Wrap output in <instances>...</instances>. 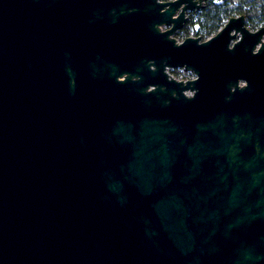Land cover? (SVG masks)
Listing matches in <instances>:
<instances>
[{
    "label": "water",
    "instance_id": "obj_1",
    "mask_svg": "<svg viewBox=\"0 0 264 264\" xmlns=\"http://www.w3.org/2000/svg\"><path fill=\"white\" fill-rule=\"evenodd\" d=\"M165 5L0 0V264H264V57Z\"/></svg>",
    "mask_w": 264,
    "mask_h": 264
},
{
    "label": "flooded vegetation",
    "instance_id": "obj_2",
    "mask_svg": "<svg viewBox=\"0 0 264 264\" xmlns=\"http://www.w3.org/2000/svg\"><path fill=\"white\" fill-rule=\"evenodd\" d=\"M166 4L163 9L174 8L170 22L159 25L162 32L172 31L169 35L177 44L191 43L202 52L205 43L213 48L218 40L229 39L230 49L244 41L243 50L238 54L246 57L250 66L256 65L264 57V0H158ZM181 18V19H180ZM231 31L225 32L226 26ZM223 33L222 35H220ZM205 44V45H204ZM213 50V49H212ZM154 61V60H153ZM152 68L155 65L152 64ZM171 78L179 81H198L196 92L204 88L202 67L196 70L187 68V64H174L166 67ZM264 87V77L245 76L238 81L241 87L252 82ZM234 88V87H233ZM194 91V92H195ZM188 95L193 93L187 92Z\"/></svg>",
    "mask_w": 264,
    "mask_h": 264
},
{
    "label": "trees",
    "instance_id": "obj_3",
    "mask_svg": "<svg viewBox=\"0 0 264 264\" xmlns=\"http://www.w3.org/2000/svg\"><path fill=\"white\" fill-rule=\"evenodd\" d=\"M256 2H261V0H256Z\"/></svg>",
    "mask_w": 264,
    "mask_h": 264
}]
</instances>
